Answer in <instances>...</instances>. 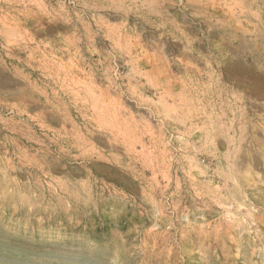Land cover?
<instances>
[{"label":"rangeland","instance_id":"374dc122","mask_svg":"<svg viewBox=\"0 0 264 264\" xmlns=\"http://www.w3.org/2000/svg\"><path fill=\"white\" fill-rule=\"evenodd\" d=\"M0 264H264V0H0Z\"/></svg>","mask_w":264,"mask_h":264}]
</instances>
